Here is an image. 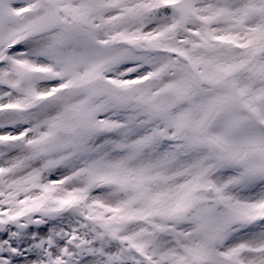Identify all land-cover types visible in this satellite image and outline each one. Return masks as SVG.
Listing matches in <instances>:
<instances>
[{
	"label": "snow or ice",
	"instance_id": "6c2138e0",
	"mask_svg": "<svg viewBox=\"0 0 264 264\" xmlns=\"http://www.w3.org/2000/svg\"><path fill=\"white\" fill-rule=\"evenodd\" d=\"M0 264H264V0H0Z\"/></svg>",
	"mask_w": 264,
	"mask_h": 264
}]
</instances>
